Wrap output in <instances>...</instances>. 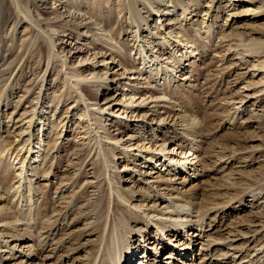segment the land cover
I'll return each mask as SVG.
<instances>
[{
  "label": "rangeland",
  "instance_id": "374dc122",
  "mask_svg": "<svg viewBox=\"0 0 264 264\" xmlns=\"http://www.w3.org/2000/svg\"><path fill=\"white\" fill-rule=\"evenodd\" d=\"M28 1L35 2V6L39 9L45 7L44 5H40V2L37 3L39 0ZM69 1L71 0H58L55 4H59V9L61 6L60 4ZM170 1L173 0H165L168 4H172ZM222 2L221 6L225 7L227 0H222ZM248 2L251 3L249 6L250 9L264 5V0H249ZM82 3H84V1ZM136 3V5L141 4L139 0H137ZM241 3L240 5L239 2L235 3L234 10L237 9L240 11L242 8L241 6L245 8V6L249 4ZM159 4L162 5V3ZM138 6L141 8V5ZM232 6L228 9L231 10ZM30 7L31 11H33V6L31 5ZM48 7L49 6H46V9ZM177 8L178 9L175 11L179 13V7ZM65 10L66 8H61L58 11L64 13ZM122 13H125V11ZM225 13L226 12L223 11L219 14L216 21L217 24L214 25V30L211 32L212 34L210 33L209 37H206V39L203 38L206 34L197 35L193 33L189 25L192 23L193 19L198 17H192L189 21H185V31L181 28L177 30L179 33H183L184 36L191 39L200 53H198L195 58L182 61L184 67L182 71H187V75L189 76L188 81L192 84L189 85L186 81L184 83H177L175 78L169 82L165 80L164 84L162 80H160L164 92L173 96L175 98V103L169 102V104H159L153 108V110H156L154 112L151 110L152 104L142 105L143 108L140 110L147 113L148 117L151 115L149 119H157L158 115H156V113L158 112L157 114H160V118L162 117L164 124L166 123L167 126H164L165 128L163 129L166 133L163 135V133L158 131V137L155 136L151 144L154 142V145L157 146L164 140L167 151H171L175 146L178 150L175 149V151H182L185 157L188 153L190 154L194 151V154L189 156L190 158L194 156V159L190 160L194 162V165L188 166V169H185V173L177 172L176 175L167 176V179H170L171 182H153L156 181L160 175L149 176L152 179L149 180L150 182H146L145 178H148V176L145 173H149V171L155 169L154 165L156 161L150 162V166L144 167V163H142L143 160L135 156L136 162L133 163L131 161L126 163L124 162L126 158H119L120 155L118 152H110L107 150L109 147H106V152L107 154L109 153L108 156L111 158V165L115 164L116 167L114 173L118 175L119 178H115V182L110 183L105 175L101 174L102 171L99 172L100 174L98 173V178H93L97 169H100V166H102L99 161L101 158L99 156L97 157L95 149H91L92 144L87 147V140L84 141L78 137L79 132L83 131V125L79 123V117L75 116V122L64 124L60 137H52V133H49V135H42V133V136L39 138L42 140L34 137L35 139H33V142L30 143V147L33 145L35 149L31 151L34 153L39 149L40 153L39 156L34 159L36 162L34 165L29 166V164H27L24 168V175L28 177L26 181L29 179L33 187L37 189L35 191L36 198H33V200H36V205L32 206L28 213L26 212L27 216H25V218L27 217L29 219L34 216L37 222H42L45 220L46 216H49L52 217L51 220H53V217L56 216L55 211L62 208V213H64L65 217L62 219L63 223L59 228L61 230L59 237H61L62 233L65 231V234H68L63 237V248L66 250L69 244H76L77 246L83 245V242L86 241L85 239L90 236L87 235V233L83 234V220L80 215L92 218L94 213L93 210L96 204H98V201H100L106 208L107 222L109 219H112V222L114 221V223L117 224V219L123 214V211L117 210L116 206H120L122 203L118 201L115 191L119 188L120 195H124V193L129 195L130 192L134 190L135 192L129 195L132 197V204L139 203L140 205L141 203L146 205L144 209H146L150 216L153 213L155 215L157 213L160 215L165 214V211L160 210V207L170 204L169 201L175 202V206H179L182 202H191L193 207L190 215L194 221L197 220L198 215L200 216L202 212L205 216L204 227L201 229L202 232L198 237L192 238L195 242L190 245L191 249L189 248L190 250L187 252V257L181 256L184 259H180L178 251L183 250L184 245H181V243L183 241L186 242L191 235L184 237L186 233L184 234L183 230H180V232L178 231L180 236L176 239L173 237L172 241H169L168 238H171L173 233H166L165 235L168 236L163 237V240L166 239L168 244L170 242L172 243L170 247L164 249L161 246L162 243L158 246L157 243L156 245L151 244V242L155 241L153 237L156 238L158 234L155 226H145L144 223H141V220H145V218L140 215H138V217L134 215H131V217L129 216L128 220L130 227L135 230L142 229L141 233L134 232L131 235L130 246L133 250H131L132 253L128 256V264H141L142 257L146 254V249L149 248L152 249L149 254L151 256H149L148 262L145 261V258L143 259L144 264H158V262L159 264L160 262L162 264H264V253L259 254L260 251L264 252V84L259 83L261 80H264V70L254 72L256 68L252 66L264 59V8L253 15L244 14L237 15L236 17L234 16V23L232 24L234 30L231 34L226 27L224 28L225 30L221 28V31L218 27V25L224 23L225 15L223 14ZM126 14L124 16L128 17V14ZM190 15H194V12L190 13ZM65 16L66 15H64L63 18H65ZM143 16H145V14H143ZM66 21L68 25L73 24L69 19ZM142 24L145 25L144 23ZM152 26L153 25H151V27ZM177 27L178 25L176 27L174 26L172 29H177ZM8 28L10 29V26L4 28L3 32L5 31L4 33L8 34ZM18 30L17 37L20 38L22 32H26L25 25L19 26ZM145 31L147 33H145L147 35L146 38L149 39V42H151L152 39L155 40V38L158 40L157 38H159V35H157V32L156 34L154 33L155 35L153 34V32H155L154 29L150 31L151 33L146 29ZM62 36V33H58L54 37L55 39L59 38V40L56 41L57 51L60 52L63 50L62 55L68 58L67 62L70 60V64H76L82 57L88 58L89 56L90 60H92L93 52H87L84 48H80L83 42L80 41V45L75 44V40L66 42L69 37ZM222 36L226 38L224 37V39ZM250 40L256 42V44L244 47L248 42H251ZM145 46L147 47V45ZM173 46L174 43L168 41L157 53L161 54L163 58H166ZM226 48H228V50ZM172 49L176 50L175 48ZM133 53L134 51L130 50L132 57ZM179 54L180 52H178V55ZM223 54H225V56L220 58ZM240 55H243V58L239 59ZM126 56H128V54ZM27 57H29V54L25 56V59H28ZM44 58L42 63L44 62ZM35 61H37V59L33 58L32 61L28 59L26 63L29 64V67H24L22 69V76L17 78L16 81L14 77L19 71L18 67L15 69L14 77H10V74L5 73L3 67H0V86L2 85L0 91L3 90L7 93V95L6 93L2 95V99L0 98V127L4 126L0 130V148H4L5 150L2 155H0V193L2 195L0 203L6 207V213L9 214L7 220H0V232L2 231L0 241H8L7 243H9L11 247L15 244L14 240H17L18 232L19 234H26L30 231L26 221L15 223V220L18 219V215H20L25 204L23 199H20L14 192L16 186L22 185V180H18L20 178L16 176L15 169H17L18 165H16V168L10 167L6 170L4 166L10 163L9 157L11 152H13L12 156H15V152L17 151L14 148H17L21 144V138L16 134L15 129L26 123L32 112H35L36 115L33 118L36 120L42 117L41 119L44 120L43 123H45V127H47L45 128V132L50 130L51 124L58 125L56 127V131H58L62 123L58 124L60 120L56 118L60 117L63 119L74 114L76 112L75 108L77 107L79 111H82L81 104L77 105L75 102L76 100H74V94L70 98L64 96L63 100L61 99L62 102L56 103L57 97L59 96L57 90L60 88V74L55 78L56 81L53 82L54 78L51 76L53 73L55 74L53 68L50 77H47V81H44L42 84L43 87L40 88L39 80L41 76L37 78L36 75L38 74V70L33 69ZM93 61L95 62V60ZM130 61H132V58H130ZM136 63L138 62L135 61V64ZM165 63L166 61H163L162 66H164ZM80 65H83L82 69L87 77L91 70L94 73H98L100 70V68L94 69L90 67L89 62ZM130 66L128 68H130ZM84 67H88V69ZM41 68L43 69V65H41ZM47 69V72H49L50 65ZM222 70H224V73ZM252 72H254L253 75H251ZM172 75H175V71ZM144 77L147 76H143V78ZM147 80L151 81L146 78L140 79L139 82L146 83ZM243 84L251 85L247 89L240 90L237 94V89L242 87ZM24 86L26 88H24ZM134 87L140 88L138 90L140 91L141 87H144V84L142 85L141 83ZM27 88L29 91L25 92ZM62 90H64V88ZM116 90L117 88H115L113 84L105 91L104 96L100 94L97 98L99 105L102 106L101 104H106L103 106L104 109L109 108L114 111L116 106L113 107L114 104L112 102L117 99L120 100L122 97V93ZM138 91L136 93L134 90V104H137L140 100L137 97L139 94H142V92ZM242 91L246 92L243 93ZM38 93L39 99L41 100H38L39 102L37 103L35 98ZM245 94H249L250 96L246 97L240 106L243 105V107L247 109L244 113L236 116L232 107L237 106L234 103H238L239 97L242 95L245 96ZM62 95H64V91ZM131 97L132 96H130V98ZM125 99L128 100L129 95H126ZM19 100L21 102L20 106H18L19 108L16 107L14 109L15 104ZM36 103L37 105L32 108L31 106ZM55 107H57V109L54 111ZM128 112H131V108L126 112L128 116H131ZM37 113L40 114L37 115ZM136 113H138V111ZM193 117L198 119L199 126L193 130L190 128H188L189 130H183L179 125L181 120H190ZM110 118L111 117H108L107 120ZM121 119H123L125 123L123 122L118 127H112L114 125V123H112L106 125V128L111 134L110 136H117L121 139L122 143L124 142L127 144L128 142L126 139L131 135L129 127L132 122L129 120L126 121L123 115ZM227 119H230V122H228ZM136 121L132 124L133 126L138 125ZM126 122H129V126L127 125V127H125ZM13 123L16 125H12ZM6 125L9 128L8 130H6ZM118 128L119 130L116 131ZM146 131L149 135V130ZM182 131L188 134L190 133L191 139H186ZM53 139L56 143H54ZM149 139L150 137L142 141L147 147L150 145L147 144L149 143ZM39 142L40 145L35 146V144H39ZM48 142L54 146L50 152L43 150L46 148ZM114 152L116 155L112 157L111 155L114 154ZM180 155L181 154H178V156ZM182 156L183 155L180 157ZM189 157L186 159H190ZM28 158L31 159L30 156ZM16 161L17 160H14V162ZM190 161L188 163H190ZM125 164H127V166L123 168ZM192 166L196 167L194 171L192 170ZM133 167H136V169H132ZM190 167L191 169L189 170ZM46 171L47 173L45 174ZM166 173L167 172L164 171L160 172V174L164 175ZM117 183H119V187ZM152 183L156 188L149 187L152 186ZM164 183L168 186L159 187V185ZM22 187L23 185L20 186L19 189L24 192ZM111 188L115 191H112ZM154 191H157L159 195H153L152 193H154ZM161 196L164 197V200H161ZM159 197L160 199H158ZM163 201L165 202L164 204ZM161 202L162 205H160ZM194 209L196 210L194 211ZM80 212L81 214H79ZM5 222H10L12 224L6 225ZM33 229L35 233H38L40 230L36 226H34ZM147 233H149V235H147ZM69 235L71 237H69ZM143 237H145V241L147 238H150V240L144 243V240L141 239ZM89 238L93 240L94 236ZM180 241L182 242L180 243ZM188 242L190 243V241ZM21 243L23 242H17L16 245L20 247L22 246ZM174 245H177V247L173 250L174 247H171ZM79 246L74 253L83 255L84 249ZM144 246L147 248L145 249ZM153 248H155L156 252L153 251ZM3 249L4 248H2V250ZM176 249L179 250L176 251ZM2 250L0 255H3V260H0V264H53L54 262L52 261V257H44L46 253H41L42 255L40 256L38 255L39 252L37 254L32 253L29 260H27L26 256L25 258L23 257V251H17L13 257H10L9 254H6V251ZM182 252V254H184V250ZM152 253H155V255ZM166 255H170V259H167ZM258 256L261 257V260L259 259L261 262L258 261ZM62 264L70 263L67 258H63Z\"/></svg>",
  "mask_w": 264,
  "mask_h": 264
},
{
  "label": "bare ground",
  "instance_id": "6f19581e",
  "mask_svg": "<svg viewBox=\"0 0 264 264\" xmlns=\"http://www.w3.org/2000/svg\"><path fill=\"white\" fill-rule=\"evenodd\" d=\"M57 1L58 0H39L37 3L40 2V5L45 6L43 7L44 9H39L37 6H35V2H29L28 0H0V63H2L0 64V67L2 66L5 73L10 74V77L14 75L16 71L15 69L18 67L19 71L15 74V77L13 76L14 80L16 81L17 78L22 76V69L24 67H29V64L26 63L28 59H30L31 61L33 58L37 59V61L34 62L35 66L33 69L38 70V74L36 75L37 78L41 76L40 80L38 79L40 81V88L43 87L42 84L44 83V81H47V77H50L53 68L55 70H53L55 74L53 73L51 75L54 78L53 82L56 81L55 78L60 74V79L58 78L60 88L57 90L59 92V96L57 97L56 103L58 104L62 102L61 99L63 100L64 96L70 98L74 94L73 97L74 100H76L75 102L77 103V105L81 104L82 109V111H79V108L76 106L77 108H75L76 112L74 114L63 119L60 117L56 118L60 120L58 124L62 123V126L58 131H56V127L58 125L51 124L50 130L48 132H45V128L47 127H45V123H43L44 120L41 119L42 117L35 120L33 118L36 115L35 112H32L26 123L15 129L16 134H18V136L21 138V144L17 148H14L17 151L15 152V156L13 157V152H11V155L9 157L10 163L4 166L6 170L10 167L16 168V165H18L17 169H15L16 176L20 178L18 180H22L21 183L23 185L22 188L24 189V192L19 189L22 185L16 186L14 192L16 195H18V197H20V199H23V202L25 204L20 212V215H18V219H16L17 221L15 220V223L26 221L28 229L30 231L26 234H19L18 232L17 240H14L15 244L12 247L9 243H7L8 241H0V253L2 248H4L2 251H6V254H9L10 257H13L15 252L23 251V257L25 258L26 256L27 260H29V257L32 253L37 254L39 252V256L43 253H46L44 254V257H52V261H54L53 264H62L63 258H67L70 264H127L126 260H129L128 256L132 253L131 250H133V248L130 246L131 235L134 232L141 233L142 229L141 228L135 230L134 228L130 227L128 218L129 216L131 217V215H134L136 217L140 215L145 218V220H141V223H144L145 226H155L158 231L157 237H153L155 239V243L151 242L152 245H156L157 243L158 246L162 243V248L165 249L167 247H170L172 242L168 244L166 242V239L163 240V237L168 236L165 235L166 233H173L171 238H168L169 241H172L173 237H175L176 239L178 236H180V234H178V231L180 232V230H183L184 234L186 233L184 237H188L189 235H191L188 240L186 239V242L180 241V243L182 242L181 245H184V254H182L183 250L176 249V251H180H178L180 259L182 257H187V252H189V250L191 249L190 245L195 242L192 238L198 237L202 232V227H204L205 215L203 214V212L200 216L198 215L197 220L194 221L192 219V216L190 215L192 213L193 207L191 202H182L179 206H175V202L169 201L170 204H167L166 206L162 205V202L160 203V205H162L160 207V210L165 211V214H162L163 216L158 213L156 215L153 213L150 216L146 209H144L146 205L141 203L140 205L139 203L132 204V197L129 195L133 194L135 192L134 190H132L129 195L127 193H124V195H120L119 188H117L116 191L111 188L112 191H115L118 201L122 203V206H116L117 210L123 211V214L120 215L117 219V224H115L114 221L112 222V219H109V221L107 222L106 208L100 201H98V204H96V207L93 210L94 213L92 218H87V216L83 217L82 215H80L81 219L83 220V234L87 233V235H90L89 237L94 236L93 240L88 237L87 239H85L86 241L83 242V245H78L81 248L83 247L84 254L77 255L78 253H74L76 251V248H78L76 244H74V246L67 243L69 244V247H67V249L65 250V248H63V237L68 234H65V231L62 233L61 237H59L61 234V230L59 228L63 223L62 219H64L65 217L64 213H62V208L55 211L56 216L53 217V220H51L52 217L46 216L45 220L42 222L39 221V223L36 221L34 216L29 219L27 217L25 218V216H27V213L30 211V208L36 205V200H33V198L36 196L35 191L37 189H35L36 187H33L32 182L29 181V179L26 181L28 177L24 175V168L27 166V164H29V166L34 165V163H36L34 159L37 158L40 153L39 149H37V151L33 153L32 151L35 149L33 145H31L30 147V143L33 142V139H39L42 135H49V133H52V137H60V134L63 131L62 128L64 127V124L66 125L69 122H75V116H78L79 123L83 125V131L79 132L78 137L84 141L87 140V147L92 144L91 149H95L97 157L99 156L101 158V160L99 161L102 166H100V169H97V172L95 173L93 178H98L100 171H102L101 174L105 175L110 183L115 182V178H119V176L114 173L116 167L115 164L111 165V158L108 156L109 153L107 154V150L110 152H118V154L120 155L119 158H126V160H124V162L126 163L131 161L133 163L136 162L134 158L135 156H137L138 158L140 157V159L143 160L142 163H144V167H147L150 162L152 163L156 161L154 165L155 169L149 171V173H145L148 176V178H145L146 182H150L149 180L152 179L151 177L153 175H160V177L157 178L156 181H153L155 183H160L162 181L169 182L170 179H167V176L169 175H176L177 172L185 173V169L187 170L188 166L194 165V162L190 161L194 159V156L191 158L189 157L194 154V151H192L194 148L191 146L193 148H191L192 153H188V155L185 157L182 151L177 152L178 150L177 148H175V146L171 151H167V146L164 143V140H162V143L157 146L154 145V142L152 143V145L151 142L153 141V138H155V136L158 137V131L163 133V135L166 133L163 130L165 128L164 126H166V123L164 124L162 117L160 118V114H157L158 112H155L156 115H158L157 119H149L151 115L148 117L147 113L140 111L143 108L142 105L152 104L153 106L151 110L152 112H154L156 110H153V108H155L159 104H169V102L175 103V98L164 92L163 88L161 87L162 84H160V80H162L164 84L165 80L169 82L173 78H175L177 83H184L186 81L189 83V85L192 84L188 81L189 76L187 75V71H182V69L184 68L182 61H186L190 58H195L199 51L194 46L195 43H193L191 39L184 36L183 33H179V31L177 30H180L181 28L183 29V31H185V21H189L192 17H198L196 19H193L192 23L190 22L191 24L189 25L192 28L193 33H196L197 35L206 34L203 37L204 39H206V37H209V34L212 32V30H214V25L217 24V17L221 12L224 11L226 12L225 14H223L225 15V21L224 23L218 25V27L220 31L222 30L221 28L225 30L224 28L226 27V29L229 30L231 34L234 30L232 28V24L234 23L233 18H235L237 15L256 14L264 8V5L250 9L249 6L251 5V3L248 2L249 0H227L225 7L221 6L222 0H173L170 1L172 2V4H168L167 2H165V0H139L141 3L138 4L141 5V8H139V6L136 5L137 0H71L64 4H60L61 6L59 9L66 8L64 13H62L61 11H58L59 4H55ZM81 1H84V3H82ZM238 2L239 5L241 2V4H249H247L245 8L241 6L242 8L240 9V11H238L237 9L234 10V5ZM159 3H162V5ZM31 5L34 8L33 11L35 12L31 11ZM46 6L49 7L46 9ZM231 6V10H229L228 8ZM177 7H179V13L175 11L178 9ZM123 11H125V13H122ZM192 12H194V15H190V13ZM126 13L128 14V17L124 16ZM143 14H145V16H143ZM64 15H66L65 18H63ZM67 19H69L70 22L72 21L73 24L68 25V22L66 21ZM142 23H144L145 25H143ZM22 25H25L26 32H22L20 39L19 37H17V32L19 31L18 27ZM151 25L153 26L151 27ZM177 25V29H172ZM7 26H10V29L8 28L9 31L6 29L8 31V34L4 33L5 31L3 32L4 28H7ZM145 29L148 30L149 33H151L150 31L154 29L155 32H153V34H156V32L158 33V40H156L155 38V40L152 39V41L149 42V39L146 38L147 33ZM58 33H62V37H69L66 42L69 40L71 42L75 40V44L77 45H80V41L83 42V45H80V48H84V50H87V52L92 51V60H90L89 56L88 58L82 57L81 60L76 64H70V60L67 62L68 58H65V56L62 55L63 50H61L60 52L57 51L56 41H58L59 38L55 39L54 36H56ZM225 36H222V38H224ZM168 41L174 43V46L172 48H175L176 50H173L171 48L166 58H163L161 54L157 53V51H160L162 46ZM254 44H256V42L251 41L248 42L247 45H244V47H248L249 45ZM145 45H147V47ZM226 49L228 50V48ZM130 50L134 51L133 57L130 54ZM178 52H180L179 55ZM28 54V59H25V56H27ZM127 54L128 56H126ZM224 56L225 54L221 55L220 58H223ZM43 58L44 62L42 63ZM130 58H132V61H130ZM241 58H243V55H240L239 59ZM93 60H95V62ZM135 61H137L138 63L135 64ZM163 61H166L164 66H162ZM88 62L90 67L94 69L100 68V70L98 73H94L91 70L87 77L84 70L82 69L83 65L80 64ZM41 65H43V69L41 68ZM49 65L50 70L49 72H47V67ZM129 66L132 69L128 68ZM252 66L256 68L254 72H257L258 70H264V59L261 62L253 64ZM84 68L88 69V67ZM174 71L175 75L173 76L172 73ZM223 71L224 70H222V72ZM254 72H252L251 75H253ZM143 76L147 77L143 78ZM146 78L151 81L147 80L146 83L139 82L140 79ZM141 83L142 85L144 84V87H141V90L138 91L140 88L134 86ZM259 83L264 84V80H261ZM113 84L114 87L117 88L120 93H122V97L120 100L117 99L112 102L114 104L113 107L116 106V109L114 111L113 109L109 108L104 109L103 106L106 104H101L102 106H100L99 101L97 100L100 94L104 96L105 91L109 89V87H111V85ZM250 85L251 84H243L242 87L237 89V94L238 92H240V90L249 88ZM24 88L26 87L24 86ZM63 88L64 90H62ZM134 90L136 93L137 91L142 92V94H139V96L137 97L138 99H140L137 104H134ZM28 91L29 90L27 88L25 92ZM63 91L64 95H62ZM126 91L129 92L127 93ZM242 92L244 93L246 91ZM4 93L6 92L3 90L0 91L1 99L3 98L2 95ZM126 95H129L128 100L125 99ZM130 96L132 97L130 98ZM249 96V94H245V96L242 95L239 97V102L234 103L237 106H234L232 108L236 116L246 111L247 108L243 107V105L240 106V104H242L243 100ZM35 100L37 101V103L39 102L38 100H41L39 99V93L37 94ZM37 103L32 105L31 107H35ZM20 104L21 102L19 100L15 104L14 109L20 106ZM130 108L131 112L128 113H130L131 116H128L126 112ZM56 109L57 107H55L54 111ZM137 111L138 113H136ZM38 114L40 113H37V115ZM122 115L123 117H125L126 121L129 120L133 124L137 120L136 124H138L135 126H133L132 124L130 125L129 128L131 131V135L126 139L128 142L127 144L124 142L122 143L121 139L117 136H110L111 134L106 128V125L112 123H114L112 127H118L123 122L125 123V121L121 119ZM108 117L111 118L107 120ZM187 120L188 119L181 120V122L179 123L180 127L183 130H189L188 128L193 130L199 126V122L196 117H193L188 121ZM227 120L228 122H230V119ZM128 123L129 122H126L125 127H127ZM12 125L16 124L13 123ZM3 127H0V130ZM6 128V130L9 129L7 125ZM118 130L119 128L116 129V131ZM146 130H149V135ZM182 134L186 137V139H191L190 133L189 135L185 131H182ZM149 137V143L147 144L150 145L147 147L144 145V143H142V141L146 140ZM54 143H56V141H54ZM36 145L39 146L40 142L39 144L36 143L35 146ZM53 147L54 146H52L48 142L46 148L43 150H47V152H50ZM106 147L109 148L106 150ZM175 149L177 151H175ZM4 151V148H0V155H2ZM116 153H111V156H115ZM178 154H181L183 156L180 157L181 155L178 156ZM28 155L31 157V159L28 158ZM187 157H189L190 159L187 160ZM14 160L17 161L14 162ZM189 161L190 163H188ZM126 166L127 164H125L123 168H125ZM195 168L196 167L194 166L192 170L194 171ZM132 169L135 170L136 167H133ZM190 169L191 167L189 168V170ZM161 171L167 173L165 175L160 174ZM46 173L47 171L45 172V174ZM118 185L119 183H117V186ZM151 185L152 186L149 187L156 188L153 183ZM162 186L168 185H166L165 183L159 185V187ZM152 194L159 195L157 194V191H154V193ZM1 196L2 195L0 193V199H2ZM158 199H160V197ZM162 199L164 200V197L161 196V200ZM164 203L165 202L163 201V204ZM195 210L196 209H194V211ZM79 214H81V212ZM7 218H9V214L6 213V207L4 205H1L0 220H7ZM5 224L11 225L12 223L5 222ZM34 226L40 229L38 233H35L33 229ZM145 230L148 231L147 229ZM1 235L2 231L0 232V240L2 237ZM147 235H149V233H147ZM69 237L71 236L69 235ZM141 239L144 240L145 237ZM147 240H150V238H147ZM146 241L144 240L143 242L145 243ZM188 241H190V243ZM17 242H23L21 243L22 246H17ZM21 247L23 248V250ZM176 247L177 245H174L171 248H173L174 250ZM144 248L146 249L147 247L144 246ZM150 250L152 249H146V254H144L142 257L143 259L145 258V261L147 262L150 258L149 256H151L149 255L151 253ZM153 251L156 252L155 248H153ZM261 253L264 252L260 251L259 254ZM152 254L155 255V253ZM260 256H258V261L259 259L261 260ZM166 258L170 259V255H166ZM0 260H3V255H0ZM141 264H144V262L142 261ZM160 264L162 263L160 262Z\"/></svg>",
  "mask_w": 264,
  "mask_h": 264
}]
</instances>
